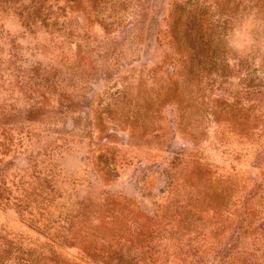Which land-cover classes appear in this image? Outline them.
Masks as SVG:
<instances>
[{
    "label": "rangeland",
    "instance_id": "obj_1",
    "mask_svg": "<svg viewBox=\"0 0 264 264\" xmlns=\"http://www.w3.org/2000/svg\"><path fill=\"white\" fill-rule=\"evenodd\" d=\"M239 260L264 264V0H0V264Z\"/></svg>",
    "mask_w": 264,
    "mask_h": 264
},
{
    "label": "trees",
    "instance_id": "obj_2",
    "mask_svg": "<svg viewBox=\"0 0 264 264\" xmlns=\"http://www.w3.org/2000/svg\"><path fill=\"white\" fill-rule=\"evenodd\" d=\"M177 20L176 22L173 23L172 25V36H173V41L175 44H177V49L180 50V49H184V47L186 49H190L191 50V55H192V50L195 49V48H198L197 46L195 47V45L192 43V41L190 40V37H191V34H192V29H191V32H187L186 30H184V25H185V21L183 19V16L182 15H178L177 14ZM188 19V18H187ZM196 20V18H194ZM215 28V27H214ZM221 28V25H216V29H218L216 31V33L214 34L215 38L213 40H208V50H207V54L205 55L206 57V60L209 61L211 59L212 56L209 55V49H217L219 47V40H220V31L219 29ZM201 30V28H200ZM201 47V46H199ZM194 56L195 58L197 59L198 55H196V50H194ZM192 58L194 59L193 55H192ZM195 186V185H194ZM196 188L199 187L198 185L195 186ZM199 193V196L198 198L199 199H207V201L213 205V207L218 210L220 207H216V205H218L219 203H217L215 201V196L213 195H210L208 194L207 191H203V192H200L198 191ZM218 198H223V196H216ZM146 220V218H145ZM149 220V219H147ZM154 222L152 220H149V221H146L144 222L141 226V229L136 232L134 234V241L135 242H140L142 239L146 238V231L148 232L150 230V227L154 225L156 219H153ZM153 232V231H151ZM77 239V237L75 238ZM234 259H237V258H234ZM240 261V260H239ZM241 262V261H240ZM231 264H237V261L235 262H231ZM242 264V262H241Z\"/></svg>",
    "mask_w": 264,
    "mask_h": 264
}]
</instances>
